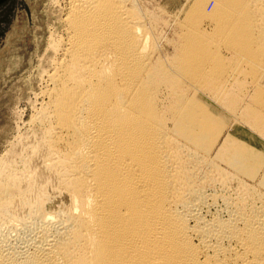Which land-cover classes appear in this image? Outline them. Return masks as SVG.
<instances>
[{
  "label": "bare ground",
  "instance_id": "1",
  "mask_svg": "<svg viewBox=\"0 0 264 264\" xmlns=\"http://www.w3.org/2000/svg\"><path fill=\"white\" fill-rule=\"evenodd\" d=\"M63 1L43 103L0 155V264H264V192L170 133L207 134L183 85L234 58L264 124V0H193L170 62L134 0Z\"/></svg>",
  "mask_w": 264,
  "mask_h": 264
},
{
  "label": "rangeland",
  "instance_id": "2",
  "mask_svg": "<svg viewBox=\"0 0 264 264\" xmlns=\"http://www.w3.org/2000/svg\"><path fill=\"white\" fill-rule=\"evenodd\" d=\"M134 1L160 44L162 58L170 62L181 35L188 31L184 14L193 0ZM204 3L206 12H211L214 0ZM63 5V0L0 3V155L18 144V135L31 131L30 121L43 103L41 91L53 56L49 43L62 32ZM224 55L231 59L232 53ZM154 56L158 57V53ZM238 62L231 59L224 79L213 77L214 86L190 85L188 81L183 85L190 97L195 94L200 99L203 108L207 134L198 141L199 145H192L173 130L170 133L205 159L264 192V124L257 123V102L252 95L257 78L248 63ZM55 198L61 201L58 192H54Z\"/></svg>",
  "mask_w": 264,
  "mask_h": 264
},
{
  "label": "water",
  "instance_id": "3",
  "mask_svg": "<svg viewBox=\"0 0 264 264\" xmlns=\"http://www.w3.org/2000/svg\"><path fill=\"white\" fill-rule=\"evenodd\" d=\"M4 0H0V3L3 2Z\"/></svg>",
  "mask_w": 264,
  "mask_h": 264
}]
</instances>
